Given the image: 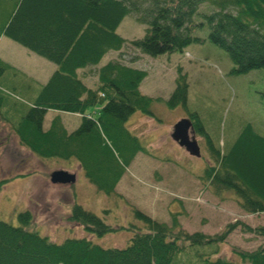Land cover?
I'll return each instance as SVG.
<instances>
[{"label":"trees","instance_id":"1","mask_svg":"<svg viewBox=\"0 0 264 264\" xmlns=\"http://www.w3.org/2000/svg\"><path fill=\"white\" fill-rule=\"evenodd\" d=\"M206 1L12 0L11 10L0 23V36L55 65L17 121H10L9 110L0 107V116L10 124L18 144L39 159L74 160L98 192L112 194L134 156L144 152L123 123L136 111L152 117V100L139 91L146 73L113 60L97 70L96 88L87 87L83 77L88 74L84 70L97 66L107 52L120 50L124 40L115 30L126 15L145 26L143 37L130 42L143 55L181 52L201 42L205 26L209 42L227 54L232 74L264 71V0H215L216 10L201 14L198 6ZM228 8L236 14L225 11ZM8 67L0 60V76ZM174 84L166 101L170 108L184 105L186 97L184 77L178 75ZM3 104L0 98V106ZM96 105L100 108L94 117L88 111ZM48 110L78 114L80 124L67 133L55 117L43 129ZM190 119L194 131L205 139L212 162L199 179L215 193L231 192L245 214L264 215V137L246 125L231 145L220 151L213 147L197 117ZM7 181H0V190ZM133 215L142 228L134 227L123 248H102L84 237L52 242L30 229L32 215L25 210L17 214L16 226L0 221V264H176L182 254L184 260L194 255L198 264H264V242L251 252L234 250L239 262L207 259L208 249L217 254L218 244L236 227L264 238V226L251 228L235 222L220 235L181 230L173 234L171 227L139 211ZM67 220L96 237L111 232L99 217L76 203ZM191 250H195L193 255L188 252Z\"/></svg>","mask_w":264,"mask_h":264},{"label":"rangeland","instance_id":"2","mask_svg":"<svg viewBox=\"0 0 264 264\" xmlns=\"http://www.w3.org/2000/svg\"><path fill=\"white\" fill-rule=\"evenodd\" d=\"M4 1L0 0V23L12 5V0ZM215 10V0L198 6L201 14ZM225 11L236 14L232 8ZM144 29L132 15H126L115 30L124 44L120 50L111 51L100 60L102 65L115 60L146 72L140 91L152 100L149 108L152 117L136 111L123 123L144 152L134 156L113 193L107 196L87 181L74 160L33 156L18 144L10 124L0 116V181L8 180L0 190V221L16 226L17 214L28 210L32 215L30 229L50 241L60 243L66 238L84 237L102 248H123L134 227L142 228L133 211L171 227L173 234L181 230L187 234L220 235L227 225L235 222L251 228L264 226V215L245 214L231 192L215 193L207 182L199 179L206 166L212 164L203 137L196 135L195 138L199 157L189 156L170 139L173 125L193 116L197 117L213 147L220 151H225L246 125L264 137V71L232 74L233 65L227 54L209 42L205 26L199 36L201 42L192 43L181 52L156 57L140 54L130 42L141 39ZM0 60L9 65L0 76V98L5 103L0 107L3 111L9 110L13 122L27 112L29 103L54 67L6 36H0ZM99 67L84 70L88 73L86 79L85 75L83 77L84 82L91 89L97 86ZM178 75L184 77L186 84L185 102L170 108L166 101ZM99 108L96 105L88 112L95 117L94 112ZM51 117L52 113L46 114L43 129L48 128ZM80 119L71 114L61 115L60 122L69 133L78 127ZM56 170L74 173V182L50 184L48 175ZM74 203L99 217L111 232L96 237L84 232L82 226L69 222L67 217ZM173 222L175 227H172ZM263 242L264 238L242 233L236 227L218 244L217 254H211V248L208 249L207 259L220 257L239 262L234 250L251 252ZM194 251L188 252L193 255ZM183 256L186 255L182 254L180 263L176 264H198L194 255L185 260Z\"/></svg>","mask_w":264,"mask_h":264},{"label":"water","instance_id":"3","mask_svg":"<svg viewBox=\"0 0 264 264\" xmlns=\"http://www.w3.org/2000/svg\"><path fill=\"white\" fill-rule=\"evenodd\" d=\"M170 139L183 148L189 156L199 157V148L188 119H181L173 125ZM48 180L52 185H69L74 182L75 176L63 170H56L49 173Z\"/></svg>","mask_w":264,"mask_h":264},{"label":"crops","instance_id":"4","mask_svg":"<svg viewBox=\"0 0 264 264\" xmlns=\"http://www.w3.org/2000/svg\"><path fill=\"white\" fill-rule=\"evenodd\" d=\"M51 63V62H50ZM53 64V63H52ZM53 67L55 68V65L53 64ZM54 70V69H53ZM52 70V71H53ZM81 72H83L82 70H81ZM51 73V72H50ZM49 73V74H50ZM87 75V74H86ZM50 76V75H49ZM49 76H47V77H49ZM47 113H52L53 114V117H51V118H54V117H56V116H58L60 119H61V115H68L67 113H57V112H47ZM72 115V114H71ZM74 116H76V115H74Z\"/></svg>","mask_w":264,"mask_h":264}]
</instances>
